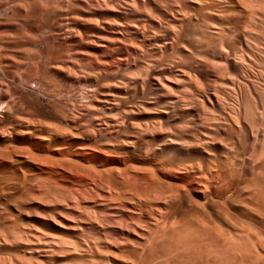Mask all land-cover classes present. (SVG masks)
<instances>
[{"label":"rangeland","instance_id":"obj_1","mask_svg":"<svg viewBox=\"0 0 264 264\" xmlns=\"http://www.w3.org/2000/svg\"><path fill=\"white\" fill-rule=\"evenodd\" d=\"M104 1L0 0V264H264V181L249 157L264 144L257 104L264 95V0H171L178 20L164 8L168 0H136L134 21L152 17L146 23L160 38V29L180 33L163 53L146 49L121 65L111 59L120 50L100 51L97 36L108 38L126 6ZM254 10L260 27L250 24ZM250 25L262 33L243 32ZM157 74L165 86L154 99L149 83ZM102 93L120 97L101 104ZM245 99L260 107L258 132L244 121ZM166 100L174 102L172 114H156ZM130 106L140 110L133 121L160 119L168 135L147 134L135 151L124 142L131 128L121 112ZM110 118L117 125H108ZM142 165L181 192L139 216L135 200L117 209L105 199L102 181L119 182L124 168L144 174ZM163 213L167 220L154 218Z\"/></svg>","mask_w":264,"mask_h":264},{"label":"bare ground","instance_id":"obj_2","mask_svg":"<svg viewBox=\"0 0 264 264\" xmlns=\"http://www.w3.org/2000/svg\"><path fill=\"white\" fill-rule=\"evenodd\" d=\"M106 1V0H105ZM104 1V3H106ZM110 1V0H109ZM139 1V0H138ZM140 1H142V2H144V1H146V0H140ZM148 1V0H147ZM158 1H160V0H157V3L158 4H160ZM162 1V0H161ZM171 0H168V1H166V2H168L169 3V5H168V3H166L165 2V0H163V3L162 4H167V5H165V6H167V7H164V8H167L166 10H167V12H168V14L171 16V17H173V19L176 17V20H178L177 18V16H178V14L180 13L179 12V6H178V4H177V6H176V8L178 7V9H174V7L172 8L171 7V5L172 4H170V3H172V2H175L174 0H172V2H170ZM217 1H221V0H217ZM103 2V1H102ZM122 2L124 3V6H126L125 7V11H124V13H123V15H124V17H123V20H122V23L120 22V23H118V24H116V25H118V27L116 26V28H114L113 30H111L112 28H110V30L112 31V32H110V34H108L109 36H108V38H103L104 37V35H102V34H100V35H98L97 37H98V39H99V41L97 40V47L98 48H100L101 50L100 51H104V49L106 50L107 49V52L109 51L108 49H110L109 47H115L114 49L115 50H120V53H122L121 55H119V57H111V56H109V57H111V59L115 62L116 61V63L117 64H119V65H121V64H124L125 62H128V59L130 58V57H136V55L140 52L141 54H143L142 52H145V50L147 49L151 54H152V56H153V54L155 55V54H157V53H163L164 51H163V49L166 47V46H169L170 44H171V42H169L168 41V39L170 40L171 38V40H173L174 39V37L176 38V40H178L177 38H178V36H179V34L178 33H180V32H178L177 33V31H171V33H170V30H168V29H160V30H158L159 32H161L160 34H162L163 35V37L162 38H160V37H157V35H156V28H152V26L150 27V26H148V20L151 18L152 19V17H150L147 21H146V19L145 18H141V19H139V20H133L132 19V16L134 15V11H136V13H137V11H138V9H137V2H136V0H122ZM153 2V1H152ZM189 2V1H188ZM154 4H157L156 2H153ZM177 3V2H176ZM179 3V2H178ZM181 3V2H180ZM193 3H195V2H193ZM218 3V2H217ZM221 3V2H220ZM102 4V3H101ZM143 4H145V3H143ZM146 4H148V3H146ZM173 4H175V3H173ZM100 5V4H99ZM98 5V6H99ZM181 5V4H180ZM113 6V5H112ZM160 6H162V5H160ZM164 6V5H163ZM174 6V5H173ZM184 6V5H183ZM188 6V5H187ZM217 6V5H216ZM157 7H158V5H157ZM142 8H143V6H142ZM146 8H148V7H146L145 6V11H147V9ZM163 8V7H162ZM189 8V7H188ZM199 8V7H198ZM221 8V7H220ZM248 8V7H247ZM247 8H246V10H247ZM149 10H150V8H148ZM184 9V8H183ZM222 9V8H221ZM254 8H252V9H249V11L251 10H253ZM142 10V9H141ZM164 10V9H163ZM144 11V10H143ZM184 10H181V13L183 12ZM228 11V10H227ZM139 12H141V11H139ZM166 12V13H167ZM186 12H187V10H186ZM208 12V11H207ZM225 12V11H224ZM232 12H233V10H232ZM243 12H244V10H243ZM145 13V12H144ZM143 13V14H144ZM205 13V12H204ZM209 13H210V11H209ZM220 13V12H219ZM234 13V12H233ZM252 12H250V13H248L249 14V18H250V24H253V26H254V24L256 23L257 25H258V22H255V20H256V18L255 17H257V16H255V14L256 13H258V12H256L255 13V10L253 11V13L251 14ZM150 14V13H149ZM184 14V13H183ZM188 14V13H187ZM251 14V15H250ZM138 15V14H137ZM148 15V13L146 14V16ZM228 15V14H227ZM232 15V14H231ZM237 15V14H236ZM239 15V14H238ZM258 15V14H257ZM260 15H262V14H260ZM144 16H145V14H144ZM150 16V15H149ZM184 16V15H183ZM223 16V15H222ZM226 16V15H225ZM259 16V15H258ZM202 17H204V16H202ZM229 17V16H228ZM238 17V16H237ZM148 18V17H147ZM221 18H223V17H221ZM89 19V18H88ZM93 19V18H92ZM202 21L204 20V19H202V18H200ZM262 19V18H261ZM93 20H95L96 21V19H93ZM180 20H181V18H180ZM258 20V19H257ZM256 20V21H257ZM90 21H92V20H90ZM98 21V20H97ZM198 21V20H197ZM206 21V20H205ZM205 21H203V22H205ZM258 21H261V20H258ZM263 21V20H262ZM262 21L261 22H259V23H262ZM87 22V21H86ZM147 22V23H146ZM208 22V21H207ZM245 22V21H244ZM248 22V21H247ZM246 22V24H245V26L248 24ZM202 23V22H201ZM206 23V22H205ZM263 23H264V21H263ZM95 24V23H94ZM207 24H209V22L207 23ZM207 24H205V25H207ZM255 24V25H256ZM90 25V24H89ZM93 25V24H92ZM151 25V24H150ZM169 25V24H168ZM168 25H167V27H168ZM249 25V24H248ZM256 25V26H257ZM262 25V24H261ZM147 26L149 27V29H150V32L148 31L149 29H147ZM162 26L163 25H161L160 24V27L159 28H162ZM253 26L252 25H250V26H248V27H246L247 29H245V27H244V29H242L243 30V32L245 31H247V33L248 34H250V32L252 33V34H254L255 35V33H262L260 30V32H256V31H258V29H254L253 28ZM259 27H260V25H258ZM263 26V25H262ZM89 27V26H88ZM98 27V26H97ZM175 27V26H174ZM211 27V26H210ZM258 27V28H259ZM158 28V29H159ZM164 28V27H163ZM168 28H172L171 26L170 27H168ZM251 28V29H250ZM252 28H253V30H256V31H254V33L251 31L252 30ZM255 28H257V27H255ZM103 29H104V27H103ZM172 29H175V28H172ZM171 29V30H172ZM262 30H263V28H261ZM169 31V32H168ZM235 31V30H234ZM248 31H250V32H248ZM237 32H238V30H237ZM237 32H236V34H237ZM78 33V32H77ZM234 33V32H233ZM242 33V32H241ZM178 34V35H177ZM73 35V34H72ZM78 35H80V34H78ZM258 35H261V34H258ZM103 36V37H102ZM172 36V37H171ZM168 37V38H167ZM171 37V38H170ZM256 37V36H255ZM262 37H264V35H262ZM85 38V37H84ZM233 38V37H232ZM254 38V37H253ZM261 39V38H260ZM264 39V38H263ZM80 40V39H79ZM229 40V39H228ZM74 41V40H73ZM88 42V41H87ZM232 42H233V40H232ZM253 42V41H252ZM84 43V42H83ZM219 47V46H218ZM222 47H224L223 45H222ZM222 47H221V49H222ZM167 48V47H166ZM113 49V48H112ZM111 49V50H112ZM214 49H217V48H214ZM219 49V48H218ZM220 49V50H221ZM166 50V49H165ZM224 50V49H223ZM124 51H126V52H124ZM163 51V52H162ZM106 52V51H105ZM113 52V51H112ZM111 52V53H112ZM119 52V51H118ZM219 52V51H218ZM225 52V51H224ZM219 53H222V52H219ZM226 53V52H225ZM102 54H105V53H102ZM145 54V53H144ZM234 54H235V52H234ZM162 55V54H161ZM161 55H159V56H161ZM101 56V55H100ZM118 56V55H117ZM138 56V55H137ZM221 56V55H220ZM142 57V56H141ZM261 59V58H260ZM263 59H264V57H263ZM136 61V60H135ZM257 61V60H256ZM103 62V61H102ZM254 62V61H253ZM101 63V62H100ZM108 63V62H107ZM115 63V64H116ZM264 63V62H263ZM125 64H128V63H125ZM105 65V64H104ZM119 65H118V67H119ZM252 65V64H251ZM261 65V64H260ZM264 65V64H263ZM124 66V65H123ZM250 66V65H249ZM253 66V65H252ZM251 66V67H252ZM105 67V66H104ZM127 67V66H126ZM247 67V66H246ZM260 68H262V67H260ZM114 69V68H113ZM117 69V68H116ZM115 69V70H116ZM263 69H264V67H263ZM250 70V69H249ZM256 70V69H255ZM119 71V70H118ZM118 71H116V72H118ZM123 71H125V70H123ZM128 71V70H127ZM260 71L261 70H258L257 72H259L260 73ZM108 72H109V70H108ZM112 72V71H111ZM110 72V73H111ZM221 72V71H220ZM250 72V71H249ZM254 72V71H253ZM109 73V74H110ZM255 73V72H254ZM261 73H263V72H261ZM104 74V73H103ZM108 74V75H109ZM116 74V73H115ZM258 74V73H257ZM256 74V75H257ZM124 75V74H123ZM253 75V74H252ZM259 75H261V74H258V76ZM110 76H111V74H110ZM116 76V75H115ZM127 76V75H126ZM165 76V75H164ZM264 76V75H263ZM147 77V76H146ZM124 79H125V77H123ZM126 78H128V77H126ZM130 78V77H129ZM128 78V79H129ZM167 77L165 76V79H166ZM147 79V78H146ZM162 79H164L163 78V75L161 74V75H159V74H157V75H154V76H152V81H151V83H149L150 85L149 86H151L149 89H150V91H151V93L152 94H154L153 96H151L152 98L154 97V99H155V95H161V92H162V90L164 89V84H163V82L161 83V81H163ZM258 79V78H257ZM131 80V79H130ZM240 80V79H239ZM254 80V79H253ZM262 80H263V78H262ZM145 81L146 80H144V83H145ZM251 81H252V79H251ZM257 80H255L254 81V83L256 82ZM130 82V81H129ZM143 82V81H142ZM241 82V81H240ZM245 82V81H244ZM250 82V81H249ZM121 83V82H120ZM259 83V82H258ZM262 83H264V82H260L259 84H261V86H263L264 87V84H262ZM244 84V83H243ZM246 84V83H245ZM122 85H126V83H124V84H122ZM133 85H134V83H133ZM247 85V84H246ZM244 86V85H243ZM248 86V85H247ZM254 87V85H251V86H249V87H247L248 89L249 88H251V87ZM119 87H121V86H119ZM125 87V86H124ZM246 87V86H245ZM244 87V88H245ZM259 87V86H258ZM257 87V88H258ZM126 88V87H125ZM255 89V88H254ZM260 89H261V87H260ZM263 89V88H262ZM261 89V90H262ZM259 90V89H258ZM260 90V91H261ZM149 91V90H148ZM246 91V90H245ZM248 91H250V89L248 90ZM258 92V93H262L264 90H262V92ZM104 92V91H103ZM109 92V91H108ZM114 92V91H113ZM116 92V91H115ZM124 92V91H123ZM257 92V91H256ZM100 93V92H99ZM106 93V92H105ZM121 93V92H120ZM149 93V95H148V97H150V95H152V94H150V92H148ZM251 93V92H250ZM111 93H107V94H104V93H102L101 95V98L100 99H97L98 100V102L99 103H101V104H104V103H110L111 101H116V99L117 100H119V94L117 95V94H112V95H110ZM255 95H256V93H254ZM264 94V93H263ZM262 94V95H263ZM126 95V94H125ZM245 95H247V94H245ZM157 96H156V98H157ZM244 96V95H243ZM250 96H252V95H249V97ZM258 98H259V100H260V102H261V98L263 97L264 98V95L263 96H261V98H260V95L258 94ZM86 97V96H85ZM111 97V98H110ZM113 97H117V98H113ZM122 97L123 96H121V99H122ZM159 97V96H158ZM161 97V96H160ZM248 97V98H249ZM253 97V96H252ZM76 98V97H75ZM95 98V97H94ZM124 98V97H123ZM151 98V99H152ZM245 98V97H244ZM254 98V97H253ZM258 98H257V104L261 107H259L256 103H251V97H250V99L249 100H251V101H249V100H246V107H244V108H246V110H245V113H243V118H245L244 119V121L245 122H247V120H248V122H249V130H251V132H252V130H256V132H258L259 130L256 128L255 129V127L257 126L256 124H259V122L257 123V121H255V114H256V109H261L260 110V112H264V110L262 111V109H264V99H262L263 101L259 104V102H258ZM80 99V98H79ZM86 99V98H85ZM96 99V98H95ZM121 99H120V102H122L121 101ZM125 99V98H124ZM123 99V100H124ZM154 99H153V101H154ZM158 99V98H157ZM156 99V100H157ZM255 99V98H254ZM95 102H96V100H94ZM127 101V100H126ZM148 102H152V101H149V100H147ZM159 101V100H158ZM158 101H156V102H158ZM247 101H248V103H247ZM255 101H256V99H255ZM77 102V101H76ZM80 102V101H79ZM82 102V101H81ZM84 102V101H83ZM87 102V101H86ZM124 102V101H123ZM128 102V101H127ZM155 102V103H156ZM253 102V101H252ZM116 103V102H115ZM114 103V104H115ZM118 103H119V101H118ZM154 103V104H155ZM158 103H162V102H158ZM165 104H164V106H162V107H160V108H158V109H156V111H154L156 114H158V113H161V114H164V115H170V114H172L171 113V111H170V109L172 110V108L173 107H171L173 104H174V102H172V101H169L168 102V100H166V102H164ZM113 104V103H112ZM133 104V103H132ZM151 104H153V103H151ZM170 104H172V105H170ZM254 104V105H253ZM256 104V105H255ZM107 105V104H106ZM110 105V104H109ZM108 105V106H109ZM117 105V104H116ZM122 105V104H121ZM135 105V104H134ZM203 105V104H202ZM244 105V104H243ZM72 106V105H71ZM113 106V105H112ZM138 106V105H137ZM156 106V105H155ZM103 107H104V105H103ZM106 107V106H105ZM81 108H83V106L81 107ZM119 108V107H118ZM86 109V108H85ZM97 109V108H96ZM177 109V108H176ZM89 110V109H88ZM87 110V111H88ZM83 111V110H82ZM94 111V110H93ZM106 111H107V108H106ZM110 111H112V108L110 109ZM158 111V112H157ZM173 111V110H172ZM255 111V112H254ZM90 112H92V111H90ZM99 112V111H98ZM104 112V111H103ZM119 112V111H118ZM140 112V110L139 109H137V107L136 106H130V107H127V109H123V111L121 112L122 113V118H124V121H126L127 123H128V126L130 125V127L129 128H131V135L129 134V136H128V138H127V140L125 141L124 140V142H127L129 145H133L134 147V149L135 148H138V146H139V144L143 141V136H147V134H149V136H151L150 134H152V136L153 135H160V133H166V132H164V131H167V134L166 135H168V130L170 129V127H169V125H167V124H164V123H161V120L160 119H157L158 120V122H155V120L154 121H149V120H143L142 122H135V121H133V119L131 118V116H133V115H136V114H138ZM144 112L146 113V110H144ZM143 112V113H144ZM198 112V111H197ZM259 112V111H258ZM257 112V113H258ZM199 113V112H198ZM116 114V113H115ZM186 114V113H185ZM197 114V113H196ZM200 114V113H199ZM259 114V113H258ZM263 114V113H262ZM262 114H260L261 116H262ZM84 115V114H83ZM106 115V114H105ZM118 115V114H117ZM124 115V116H123ZM141 115V114H140ZM99 116V115H98ZM97 116V117H98ZM108 116H110V114L108 115ZM176 116V115H175ZM174 116V117H175ZM184 116V115H183ZM76 117V116H75ZM116 117V116H115ZM168 117V116H167ZM170 117V116H169ZM173 117V118H174ZM189 117V116H188ZM187 117V118H188ZM241 117V116H240ZM263 117V116H262ZM74 118V117H73ZM92 118V117H91ZM100 118V117H99ZM105 118V117H104ZM196 118V117H195ZM89 119V118H88ZM95 119V118H94ZM120 119H121V117H120ZM138 119V118H137ZM168 119V118H167ZM199 119V118H198ZM240 119V118H239ZM264 119V118H263ZM262 118H261V120H263ZM103 120V119H102ZM114 120H116L117 121V118L115 119L114 118ZM123 120V119H122ZM152 120V119H151ZM160 120V121H159ZM169 120V119H168ZM173 120V119H172ZM195 120V119H194ZM84 121V120H83ZM116 121H115V123H116ZM202 121H203V119H202ZM258 121H259V119H258ZM75 122V121H74ZM80 122V121H79ZM121 122V121H120ZM255 122H256V124H255ZM85 123V122H84ZM114 122H113V118H110V120H109V123H108V125H114L115 124ZM125 123V122H124ZM169 123V122H168ZM183 123H184V121H183ZM187 123V122H186ZM185 123V124H186ZM86 124V123H85ZM83 125V124H82ZM99 125V124H98ZM110 125V126H111ZM115 125H117V124H115ZM122 125H124V124H122ZM178 125V124H177ZM176 125V126H177ZM191 125V124H190ZM256 125V126H255ZM107 126V125H106ZM127 126V127H128ZM180 126H181V124H180ZM182 126H185V125H182ZM181 126V128H179V129H181V130H183L184 129V127H182ZM258 126H260V125H258ZM257 126V127H258ZM264 126V125H263ZM109 127V126H108ZM179 127V126H178ZM178 127H175V128H178ZM186 127H188L187 126V124H186ZM189 127H191V126H189ZM111 128V127H110ZM114 128V127H113ZM95 129V128H94ZM125 129V128H124ZM127 129V128H126ZM190 129V128H189ZM192 129H194V127L192 128ZM192 129H191V131H192ZM248 129V128H247ZM262 129V131L264 130V128L262 127L261 128ZM97 130V129H96ZM178 130V129H177ZM180 130V131H181ZM186 129H184L183 131H185ZM195 130V129H194ZM123 131H125V130H123ZM171 131V130H170ZM169 131V132H170ZM187 131H188V129H187ZM197 131H199V130H197ZM115 132V131H114ZM126 132V131H125ZM172 132V133H171ZM170 132V134H174L173 133V131H171ZM176 132V131H175ZM201 132V131H200ZM254 133H255V131H253ZM264 132V131H263ZM192 133V132H191ZM248 133H250V132H248ZM121 134V133H120ZM123 134H125V133H123ZM183 134V133H182ZM199 134V133H198ZM258 134V133H257ZM126 135V134H125ZM124 135V136H125ZM162 135V134H161ZM176 136H177V133L175 134ZM186 135H188V134H186ZM191 135V134H190ZM192 135H194V136H197V132H194L193 131V133H192ZM212 135V134H211ZM255 135V134H254ZM148 136V137H149ZM179 136V135H178ZM200 136V135H199ZM205 136V135H204ZM208 136V135H207ZM264 136V135H263ZM171 137V136H170ZM170 137H168L169 139H167L166 137V139H167V141L168 142H170L171 144H178V142H177V140L176 139H174V138H170ZM174 137V136H173ZM180 138V137H179ZM178 138V139H179ZM199 138V137H198ZM208 138V137H207ZM210 138V137H209ZM257 138V137H256ZM264 138V137H263ZM190 139V138H189ZM196 139V138H195ZM181 140V139H180ZM263 140V139H262ZM155 141H157V140H155ZM159 141V140H158ZM200 141V140H199ZM161 142V141H160ZM164 142V141H163ZM256 142V141H255ZM263 142H264V140H263ZM150 143V142H149ZM196 143V142H195ZM262 143V142H261ZM260 143V144H261ZM126 144V143H125ZM128 144H126L127 145V147H128ZM141 144H143V143H141ZM193 144V143H192ZM182 145V144H181ZM256 145V144H255ZM258 145H259V142H258ZM258 145H256V146H258ZM158 146V145H157ZM162 146V145H161ZM250 146V145H249ZM264 144H262V147H261V149L263 148V151L262 150H260V151H258V148H256L255 147V149H254V151L253 150H251L252 151V153H250L249 152V155H247V156H249L251 159H252V163L250 162V164H251V169H253V171L256 169H258V167H259V169H260V177L262 176V174H263V177H262V180L264 181V173H262L263 171H262V168H264L263 167V165H264ZM149 147V146H148ZM147 147V148H148ZM246 147V146H245ZM254 147V146H253ZM253 147L251 146V148L253 149ZM259 147V146H258ZM141 148V147H140ZM161 148V147H160ZM260 149V148H259ZM160 150V149H159ZM135 151H136V149H135ZM137 151H138V149H137ZM145 151H147V150H144L143 152H145ZM228 152V151H227ZM248 152V151H247ZM258 152H260V154L258 153ZM148 153H150V152H148ZM245 153V152H244ZM228 154V153H227ZM259 154V155H258ZM151 155V154H150ZM149 155V156H150ZM230 156V155H229ZM228 156V157H229ZM246 156V155H245ZM244 156V157H245ZM146 157V156H145ZM239 157V156H238ZM129 158V157H128ZM136 158V157H135ZM152 158V157H151ZM233 158V157H232ZM231 158V159H232ZM140 159V158H139ZM144 159V158H143ZM146 159V158H145ZM234 159V158H233ZM247 159V158H246ZM228 160V159H227ZM136 161V160H135ZM139 161H141V160H137L136 162H139ZM144 161V160H143ZM147 161V160H146ZM206 161H208V160H206ZM232 162H233V164L232 165H234V163H236V162H234L233 160H232ZM245 162V161H244ZM125 163V162H124ZM145 163V162H144ZM147 163H149L148 161H147ZM128 164V163H127ZM130 164V163H129ZM201 164V165H200ZM199 165H200V169H201V166H202V163H200ZM209 164V163H208ZM132 165V164H131ZM158 165V164H157ZM211 165V164H210ZM129 166V165H128ZM143 166V165H142ZM207 166V165H206ZM206 166H202V168L204 169ZM239 166H241L239 163H238V166L237 167H239ZM132 167H134V166H132ZM156 167V166H155ZM195 167V166H194ZM210 166H208V168H209ZM236 167V168H237ZM261 167V168H260ZM130 168V167H129ZM142 168H144V166L142 167ZM142 168H139V172L138 173H142V171H143V173L144 174H141V175H139V174H131V173H129L127 170H126V168H124V171L123 170H120V172L122 173V171L124 172V173H122L121 175V177H123V179L122 180H119V182H118V179H115V181L117 182V183H113L114 181H111L112 180V178H110V181H107V182H105V181H102V182H104L106 185L105 186H108L107 188H108V193H109V195H108V197H104L105 199L106 198H109V202H111V200H113L114 201V204L115 205H117L118 207H117V209L120 207L119 205H123L124 203H128V204H130L131 206H132V204H133V207H134V209L136 210V212H138L137 214H139V216L141 215L142 216V214H144V213H147L148 211H150L151 213H152V211H153V209L155 210L156 208H153V205H152V203L154 202L155 203V201H158L159 203H160V201L159 200H161V199H165V202H166V200H167V202L169 201V202H171L172 200V198L174 197V198H177V192L180 190V188H177V187H175V186H171V185H169V184H164V182L163 181H161V179H160V181L157 179V177H156V175L155 174H153L154 173V171L153 170H155V169H153V170H151V169H149L148 171H146V169L148 168H144V170L142 169ZM199 168V167H198ZM207 168V167H206ZM206 168H205V170H206ZM137 169V168H136ZM135 169V167H134V170H136ZM140 169H142V171L140 172ZM132 170H133V168H132ZM138 170V169H137ZM136 170V171H137ZM210 170V169H209ZM238 170V169H237ZM264 170V169H263ZM126 171V172H125ZM151 171V172H150ZM215 171V170H214ZM232 171H233V168H232ZM252 171V170H251ZM262 171V172H261ZM110 172V171H109ZM120 172L118 173V174H120ZM181 172V171H180ZM205 172V171H204ZM208 172V171H207ZM241 173H242V170L240 171ZM255 172V171H254ZM257 172V171H256ZM255 172V173H256ZM104 173V172H103ZM155 173H157V172H155ZM183 173V172H182ZM202 173V172H201ZM210 173V172H209ZM254 173V174H255ZM101 174V173H100ZM99 174V175H100ZM105 174H107V172L105 173ZM213 174V173H212ZM258 174V173H257ZM102 175V174H101ZM108 175H110V174H108ZM124 175V176H123ZM207 175V174H206ZM219 175V174H218ZM239 175V174H238ZM95 176V175H94ZM93 176V177H94ZM107 176V175H106ZM158 176V175H157ZM103 177H105V176H103ZM108 177V176H107ZM106 177V178H107ZM113 177V176H112ZM117 177H120V176H117ZM238 177V176H237ZM253 177V176H252ZM246 178V177H245ZM258 178V177H257ZM92 179V178H91ZM252 179V178H251ZM108 180H109V178H108ZM251 181V180H250ZM255 181V180H254ZM98 183V182H97ZM103 184V183H102ZM102 186V185H101ZM97 187V186H96ZM101 188V187H100ZM105 188V187H104ZM183 188H184V186H183ZM185 189V188H184ZM106 192V191H105ZM181 192V191H180ZM180 192H178V194L180 193ZM185 192V191H184ZM184 194V193H183ZM103 197V196H102ZM101 197V198H102ZM104 198H102L101 199V201L104 199ZM181 198V197H180ZM179 198V199H180ZM136 199H138V200H136ZM182 199V198H181ZM133 200H135L133 203H132V201ZM173 200H175V199H173ZM176 200H178V199H176ZM103 201H105L106 202V200H103ZM108 201V200H107ZM113 201H112V203H113ZM164 201V200H163ZM108 202V203H109ZM118 202H120L119 203V205H118ZM132 204H131V203ZM158 202L156 203V204H158ZM166 202V203H167ZM173 202V201H172ZM165 203V204H166ZM101 204V203H100ZM111 204V203H110ZM167 204H169L170 205V203H167ZM114 205V206H115ZM168 205V206H169ZM105 206H106V204H105ZM155 206V205H154ZM112 207V206H111ZM116 207V206H115ZM114 208V207H113ZM121 208V207H120ZM116 209V208H115ZM133 209V210H134ZM158 209V208H157ZM168 209V208H167ZM170 209V208H169ZM120 210V209H119ZM135 210H134V212H135ZM158 212H159V209H158ZM168 212V211H167ZM166 212V213H167ZM154 213V212H153ZM152 213V214H153ZM165 214L163 213V215H160L159 214V217H155L154 216V218L155 219H157V220H164L165 219V216H164ZM144 216V215H143ZM168 216V215H167ZM170 217V216H169ZM106 216H104L102 213H99L98 214V217H97V220L100 222V223H102V224H104V222L106 221ZM138 220L137 221H140V219H141V217L139 218H137ZM133 220V219H132ZM165 220H167V219H165ZM118 221H123V220H118ZM145 223H147L146 222V220H143ZM170 221V220H169ZM166 222H168V221H166ZM165 222V223H166ZM141 223H142V221H141ZM174 223V222H173ZM144 224V223H143ZM147 239V238H146ZM149 240H151L150 239V237H149ZM149 240H145V243H147V241H149ZM87 244V243H86ZM89 246V245H88ZM91 248V247H90ZM144 250H145V248H144ZM148 250V249H147ZM143 251V250H142ZM144 252V251H143ZM148 252V251H147ZM144 253H146V251L144 252ZM144 256V255H143ZM142 257V256H141ZM145 257V260H146V257L147 256H144ZM143 257V258H144ZM142 258V259H143ZM140 259V258H139ZM11 260V259H10ZM141 260V259H140ZM4 262V261H3ZM7 262V261H6ZM137 262V261H136ZM143 262H144V260H143ZM138 263H139V261H138ZM138 263H135V264H138ZM6 264V263H5Z\"/></svg>","mask_w":264,"mask_h":264}]
</instances>
